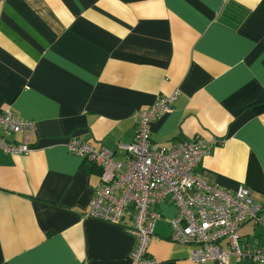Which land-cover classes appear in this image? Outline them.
I'll return each mask as SVG.
<instances>
[{"label": "crops", "instance_id": "0c3cea01", "mask_svg": "<svg viewBox=\"0 0 264 264\" xmlns=\"http://www.w3.org/2000/svg\"><path fill=\"white\" fill-rule=\"evenodd\" d=\"M174 92L152 140L202 138L195 172L264 204V0H0V109L35 123L28 154L0 151V264H133L125 226L85 216L100 171L67 143L116 151ZM157 210L155 264H220L172 240L176 204ZM239 232L264 248V224Z\"/></svg>", "mask_w": 264, "mask_h": 264}, {"label": "built area", "instance_id": "2783aa9c", "mask_svg": "<svg viewBox=\"0 0 264 264\" xmlns=\"http://www.w3.org/2000/svg\"><path fill=\"white\" fill-rule=\"evenodd\" d=\"M177 95L159 96L151 106L135 110L136 137L119 142L116 151L96 149L76 137L68 141L71 153L89 159L100 171L85 216L125 226L135 240L133 264H155L149 245L162 216L157 206L170 200L178 208L172 240L192 246L191 260L264 264V248L242 241L239 232L246 222L264 224V204L255 200L253 189L244 183L229 189L197 174L209 152L200 137L168 145L152 140L151 123L171 109ZM34 129V121L10 107L1 108L0 151L28 154ZM17 133L22 141L10 138ZM118 153H123L122 159L115 158Z\"/></svg>", "mask_w": 264, "mask_h": 264}]
</instances>
